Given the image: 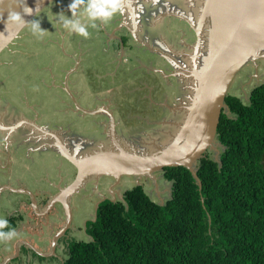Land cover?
I'll list each match as a JSON object with an SVG mask.
<instances>
[{"label":"rangeland","instance_id":"rangeland-1","mask_svg":"<svg viewBox=\"0 0 264 264\" xmlns=\"http://www.w3.org/2000/svg\"><path fill=\"white\" fill-rule=\"evenodd\" d=\"M64 2L66 7L64 10L68 12L67 5L70 0ZM50 6L51 4H48L46 7L51 10ZM232 7L234 11L231 13L232 19L228 18L230 22L236 21L246 11L244 3L240 0H121L120 12L112 18L114 21L111 19L109 22L116 28L115 33L119 29L121 30L119 35L131 33L127 42L131 44L129 50L136 60V66L128 79L132 85L129 88L130 94L124 95L123 90L121 92L123 96L132 97L131 100H126L124 97L122 101L119 97L116 99L115 130L109 126V123L103 126L97 122L96 137L83 136L79 151L91 153L102 149L107 151L105 154L108 155L97 160L95 165L88 163L84 167V177L78 184L72 185V190L65 196L68 200H65L66 203L56 201L62 192H59L55 199L51 195L73 184L77 169L52 167L54 174L51 173L48 181L43 180L40 189L49 186L51 181L61 188L54 187L50 194L41 195L45 200L41 201L38 217L34 216V220L38 218L34 223L37 224L36 228L24 222L27 224V233L23 235L25 241L14 238L11 241L0 242V264H61L68 240L90 239L85 232V224L87 225V222L95 217L94 209L97 204L105 198L121 199L124 190L136 184H142L153 200L159 203L170 197L171 182L164 178L162 170L133 172V169L126 165L127 163L122 164L116 158L111 160L114 166L109 164V159L103 162L104 165L101 164L102 159L112 158L108 151H114L137 161L140 159L149 161L172 154V150L179 145L182 148L186 147L187 141L190 143V138H193L191 130L196 124L195 119L198 114V98L200 92L202 94L204 92L207 78L204 77L203 71H206L211 49L216 41L221 40V33L225 32L224 24L220 25L218 19L223 14L228 17L227 13ZM48 15L55 19L57 12H53L52 9L50 13L47 9L44 11V16ZM37 19H43V15H38ZM88 31L93 33L92 28ZM253 32L252 40L246 43L248 46L242 63L237 64L231 74H227L230 78L227 79L226 93L236 94L243 100H247L252 86L264 82V38H259L257 31ZM26 33L23 31L13 40L9 45L12 51L10 50L8 56L5 54V58H15L27 53L28 48L23 49L24 39H28ZM100 38L105 43L102 37H97ZM43 40L48 42L49 36ZM115 41L119 42V37ZM36 43L32 40L30 44L35 48L42 47L43 42ZM47 46L51 47L50 43ZM124 47L126 48V44L122 46ZM231 60V56H226V61L231 62ZM125 61L128 60L118 62L120 67ZM16 64L19 67L20 60ZM98 110H100L97 112L98 116L101 117L103 110ZM83 139L91 140L83 143ZM221 149L223 147L218 144L217 147H211L207 151L211 153L213 159L218 160ZM94 159L96 158L90 160ZM195 166L197 167V162ZM62 190L64 191V189L60 191ZM23 199L27 201L25 196ZM37 199L39 203L40 199ZM77 204L78 210L76 208L74 211L73 207ZM66 205L68 207L71 205V208ZM53 206H56L57 210L54 211ZM18 207L21 208V212L27 210L26 205ZM57 211L63 215L61 218L58 213L56 214ZM51 215L56 217V230H50L45 223ZM0 216L7 219L9 217L5 210L0 211ZM66 220L68 226L65 222L67 228L63 234L58 227ZM43 227L46 230H43ZM41 232L44 233L35 238V235Z\"/></svg>","mask_w":264,"mask_h":264},{"label":"trees","instance_id":"trees-1","mask_svg":"<svg viewBox=\"0 0 264 264\" xmlns=\"http://www.w3.org/2000/svg\"><path fill=\"white\" fill-rule=\"evenodd\" d=\"M224 101L219 159L206 151L195 176L164 167L163 203L142 184L102 199L85 224L90 239L68 240L61 264H264V82L247 100L228 92Z\"/></svg>","mask_w":264,"mask_h":264},{"label":"crops","instance_id":"crops-1","mask_svg":"<svg viewBox=\"0 0 264 264\" xmlns=\"http://www.w3.org/2000/svg\"><path fill=\"white\" fill-rule=\"evenodd\" d=\"M49 4L51 10L45 7L33 18L43 15V19H38L41 28L46 30L43 36L31 32L33 19L21 31H29L23 47L28 48L27 53L5 58V54L8 56L12 51L10 47L0 52V211L8 212V218H17L15 239L24 241L27 224L36 228L34 223L38 218L34 220V216L38 217L41 201L45 200L41 195L50 194L54 187L61 188L51 181L49 186L40 189L43 180L51 177L52 167L75 168L77 175L78 166L95 165L106 156L102 149L80 153L81 139L96 137L97 122L103 126L109 123L115 130L114 103L118 97L121 101L122 97L131 100L132 96H123L121 90L124 95L130 94L132 85L128 79L136 66L129 50L131 44L127 42L130 32L119 35L121 30L115 33L116 28L109 21L106 25L97 21L98 26L92 28L93 33L88 38L69 33L57 23V16L55 19L51 15L44 16L47 9L50 13L53 9L57 14L63 12L70 16V12L64 10V0H53ZM82 22L90 23L83 17ZM48 36L49 41L44 42ZM97 37H102L105 43ZM32 40L43 42L42 47H33ZM124 44L126 48H122ZM124 59L128 61L120 67L118 62ZM98 109L103 110L101 117ZM92 158L96 159L90 160ZM61 189L51 195L55 199L62 192L56 200L59 202L65 199L67 187ZM20 205H26L27 210L21 212ZM77 207L78 204L74 205V211ZM58 211L62 212L60 207Z\"/></svg>","mask_w":264,"mask_h":264},{"label":"water","instance_id":"water-1","mask_svg":"<svg viewBox=\"0 0 264 264\" xmlns=\"http://www.w3.org/2000/svg\"><path fill=\"white\" fill-rule=\"evenodd\" d=\"M51 1L53 0H0V52L3 49H6L13 42V40L17 36H19L24 27ZM240 2L244 3L246 7L245 13L239 16L236 21H234V23L241 21V26L244 25L240 33H236V29L233 30V28L237 27L238 25L233 26L235 24L231 23L228 20L229 17L223 14L222 17L219 16L220 19H218V22H221V25L224 24L223 30L225 32L223 34L221 33V40L219 42L216 41L217 43L215 42L213 46L212 61L216 60L217 55L214 58V52H216V50L217 52L223 51L224 53L222 55V58L224 62L221 65H223L224 67L223 69H221L222 76L219 80L220 84H217V86L214 85V88H212V86L211 88H208L207 86V93L212 92V94H210L207 99H205L207 97L206 93L203 96V99L206 100V112L203 118V127L200 136H193V138L191 137L192 140L190 138V143H187V149L186 147H175L171 152L172 154H166L149 161L146 160L147 164H145L144 166L136 165L139 161L134 162V160L132 159L131 161L127 160L125 157H123V153L120 154L114 151H108L112 155L110 157L116 158L118 160H120L121 158V161L125 164L127 163L126 165L128 167H131L133 169V172H144L152 169L162 170L166 166H185L195 176V173L197 171V167L195 166L197 159L204 156V153L208 149H210L214 143L220 144V142L216 140L217 126L219 123L220 115L222 113V110L226 111V113L229 112L228 106L224 101L227 89L226 85L228 83L227 79L230 78V76L227 74H231L235 66L242 63L241 61L244 59L243 55H246L244 53L246 50L245 48L246 46H248L246 43L252 40L254 34L253 31H257L259 33V38H264V0H240ZM28 9H31L32 12L30 14H25ZM13 11L20 13L25 23L14 21L11 15ZM240 39H242V41H240ZM236 41H238L240 47L230 53L229 56H231L232 58L231 62L226 61V56H228L225 53L226 44ZM210 62L211 61L209 59L205 71V78H209V76L212 75V69H209ZM208 83L209 81L207 82V84ZM103 153L104 155H108L105 154V152ZM84 171L85 170L83 168V165L78 166L76 179L73 184L67 187V189L65 190L66 194L72 190V185H76L79 183V181H81V179L84 177ZM61 201L63 203H66L65 199H61L60 202ZM66 207L68 206L66 205ZM68 216L70 221V214Z\"/></svg>","mask_w":264,"mask_h":264},{"label":"clouds","instance_id":"clouds-1","mask_svg":"<svg viewBox=\"0 0 264 264\" xmlns=\"http://www.w3.org/2000/svg\"><path fill=\"white\" fill-rule=\"evenodd\" d=\"M67 8L70 12V16L65 15L63 12L57 14V23L69 33H75L81 37L88 38L90 35L88 31L89 27L96 28L98 26L96 23L97 21L106 23L120 12L121 0H70ZM31 12L32 10L28 9L25 14H30ZM11 15L14 21L25 23L20 13L13 11ZM82 17L90 23L82 22ZM30 30L37 36H43L46 31L41 28L38 19H33L31 21ZM17 235L16 229L9 227L8 219L4 216H0V242L11 241L16 238Z\"/></svg>","mask_w":264,"mask_h":264},{"label":"bare ground","instance_id":"bare-ground-1","mask_svg":"<svg viewBox=\"0 0 264 264\" xmlns=\"http://www.w3.org/2000/svg\"><path fill=\"white\" fill-rule=\"evenodd\" d=\"M239 2V1H238ZM239 5V4H238ZM230 7V6H229ZM212 9V8H211ZM225 10V9H224ZM220 11H222V10H220ZM219 11V12H220ZM232 11H234V7H232V9H230L229 11H228V13H227V15H228V17L229 18H231V13H232ZM227 12V11H226ZM215 13V12H214ZM221 13V12H220ZM216 14V13H215ZM222 14V13H221ZM224 18V17H223ZM232 19V18H231ZM257 21V20H256ZM241 22V21H240ZM240 22H236V23H234V21H232L231 23H234L235 25H233V26H236V25H238L237 27H235V28H233V30L234 29H236L237 30V32L236 33H240L241 32V30H242V27L244 26H241V24H240ZM247 23V22H246ZM219 24V23H218ZM240 24V25H239ZM263 24H264V21H263ZM221 25V24H220ZM215 26V25H214ZM241 26V27H240ZM246 27V26H245ZM222 28V27H221ZM218 29V28H217ZM224 33V32H223ZM240 41H242V39H240ZM218 42V41H217ZM240 47V44L238 43V41H236V42H233V43H227L226 44V54L229 56L230 55V53L232 52V51H234L235 49H238ZM220 48V47H219ZM213 49V48H212ZM212 49H211V52H210V54L212 55ZM246 49V48H245ZM223 51H219V52H217V50H216V52H214V58H215V56L217 55V57H216V60H213V61H211V59H212V57H211V55H209L210 56V61H211V64L209 65V69H212V75H210L209 76V78L207 77L206 78V82H205V84L209 81V83L207 84V85H205L204 84V92H203V94H202V92H200V99L198 98V114H197V117H196V119H195V122H196V124L193 126V128H192V134H193V136L195 137V136H200V134H201V130H202V127H203V118H204V115H205V112H206V109H205V101L206 100H204L203 99V96H204V94L206 93L207 94V97L205 98V99H207L208 97H209V95L210 94H212V92H208L207 93V86H208V88H211V86H212V88H214V85L215 86H217V84L219 85L220 84V79H221V73H222V71H221V69H223V65H221V64H223V62H224V60H223V58H222V55H223ZM205 64V63H204ZM203 72H205V71H203ZM198 75V74H197ZM211 78V79H210ZM201 81V80H200ZM201 84V83H200ZM188 86V85H187ZM201 91V90H200ZM196 101V100H195ZM187 108H188V106H187ZM192 110V109H191ZM185 127H186V125H185ZM186 129V128H185ZM190 133V132H189ZM182 135V134H181ZM180 137V136H179ZM185 138V137H184ZM186 141V140H185ZM187 143H188V141H187ZM183 144V143H182ZM217 143H214L213 144V146H212V148L213 147H217ZM179 147H180V145H179ZM187 149V148H186ZM123 157H125L127 160H129V161H131V159L132 160H134V162L135 161H137L136 159H134V158H130L128 155H125V154H123ZM109 159V164H112L113 162L111 161L112 159H114V158H105V159H102V163L101 164H105V163H103L105 160L107 161ZM119 161H121V160H119ZM122 162V161H121ZM144 162H146V160H144V159H140L139 160V162H138V164H136V165H139V166H144L145 164H147V162L146 163H144ZM117 164V163H116ZM122 164H123V162H122ZM125 164V163H124ZM113 166H114V164H112ZM131 165V164H130ZM132 165H134V164H132ZM112 167V166H111Z\"/></svg>","mask_w":264,"mask_h":264},{"label":"flooded vegetation","instance_id":"flooded-vegetation-1","mask_svg":"<svg viewBox=\"0 0 264 264\" xmlns=\"http://www.w3.org/2000/svg\"><path fill=\"white\" fill-rule=\"evenodd\" d=\"M50 211H51V210H50ZM48 220L51 221L52 223H50ZM64 220H65V219H64ZM54 221H56V220H55V217H54L53 215H51V217H49V218L47 219V221H46V225H47L48 227H51V228L57 226V223L54 222ZM53 222H54V224H53ZM65 222H67V226H68V221L66 220V221L63 222L62 225H60V226L58 227L59 230L63 231V234L66 232V228H67V226L65 225ZM52 224H53V225H52ZM54 229L56 230V227H55ZM43 230H46V229L43 227ZM43 233H44V232H41L40 234L38 233V236H40V235L43 234Z\"/></svg>","mask_w":264,"mask_h":264}]
</instances>
